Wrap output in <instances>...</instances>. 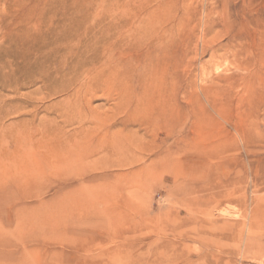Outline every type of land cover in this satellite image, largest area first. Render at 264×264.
Wrapping results in <instances>:
<instances>
[{
  "label": "rangeland",
  "instance_id": "1",
  "mask_svg": "<svg viewBox=\"0 0 264 264\" xmlns=\"http://www.w3.org/2000/svg\"><path fill=\"white\" fill-rule=\"evenodd\" d=\"M118 18L140 67L79 93ZM0 264H264V0H0Z\"/></svg>",
  "mask_w": 264,
  "mask_h": 264
},
{
  "label": "bare ground",
  "instance_id": "2",
  "mask_svg": "<svg viewBox=\"0 0 264 264\" xmlns=\"http://www.w3.org/2000/svg\"><path fill=\"white\" fill-rule=\"evenodd\" d=\"M124 20V19H123ZM118 21H119V24L117 27H115L113 25V22H112V19L111 21L109 20L107 26L105 27V29L101 30V31H94V32H91L87 35L86 37V40H88V42H92V47H95V50L92 51V48L90 49L91 52H89L88 54H79V55H76L72 61H71V65H72V71H74V78H78L79 79V76L84 72H85V78L82 79V82H81V79L80 81L78 82L81 83L78 87V90H79V93L80 91L82 92L81 89L85 88V90L89 89V88H92L93 85L95 86H98V83H95V82H98V78H100L102 75L105 76V80L110 79L112 80V78L116 77L117 76H120L122 75L123 70L129 68L130 71H132V69L130 68L133 64L136 65V69L140 67V63L142 62L140 59H139V56H138V39H141L143 37H148V34L145 36V33L144 30L145 28L142 26H130L126 29V30H121V28L126 25L127 23H130L126 20L122 21V18H118ZM144 30V31H143ZM148 31V30H147ZM150 32V31H149ZM150 35V34H149ZM151 37V36H150ZM151 39V38H150ZM149 41V40H148ZM100 47H102V51L100 49ZM151 60V59H150ZM141 61V62H140ZM153 62V61H151ZM90 66L88 68H86L87 65ZM150 64V63H149ZM152 64V63H151ZM150 64V65H151ZM149 65V66H150ZM210 65V64H209ZM221 65L222 64H211L210 66H206L204 69H203V72H202V78L206 79L207 77H209L215 70L221 68ZM144 68L142 69H149L150 72H152L153 70L148 68L147 67V64L143 65ZM145 66L147 68H145ZM154 66V65H153ZM85 67V68H84ZM86 69V70H85ZM138 72V71H137ZM136 72V73H137ZM144 72V71H142ZM127 74V73H126ZM66 75V74H65ZM69 75V74H68ZM137 75V74H136ZM146 75V74H145ZM152 76V75H151ZM164 76V75H163ZM71 77V76H70ZM69 77V78H70ZM135 76L133 75L132 73V78H134ZM155 77V76H154ZM163 78V77H162ZM201 78V79H202ZM63 79V77H62ZM65 80L68 79V78H64ZM63 79V80H64ZM108 80V84H109V81L111 80ZM151 79H154V78H151ZM151 79H148V80H151ZM97 80V81H96ZM101 80V79H99ZM114 80V79H113ZM146 80V81H148ZM155 80V79H154ZM166 80V79H165ZM164 80V81H165ZM76 81V80H74ZM117 81L120 82V80L117 79ZM152 81V80H151ZM65 82V81H64ZM152 82H150L151 84ZM165 83V82H163ZM161 83V84H163ZM72 84V83H71ZM129 84V83H128ZM127 84V85H128ZM154 84V83H153ZM130 85V84H129ZM141 85V84H140ZM155 85H157L155 83ZM154 85V86H155ZM159 85V84H158ZM165 85V84H164ZM163 85V86H164ZM160 87V86H159ZM166 87V85H165ZM165 87H162L165 88ZM74 88V87H73ZM72 89V88H71ZM76 89V88H75ZM78 90H76L75 92H73L72 95H74V103L77 105V106H80L79 105V101L76 100V98L78 99L79 97L78 96ZM70 91V90H69ZM74 91V90H72ZM88 92V90H87ZM119 92V91H118ZM169 92V91H168ZM70 93V92H69ZM138 93V92H137ZM163 93V92H162ZM123 94V93H122ZM168 94V93H167ZM70 95V94H69ZM81 95H83L81 93ZM161 95V94H160ZM163 95V94H162ZM137 96V95H135ZM82 97V96H81ZM168 97V96H167ZM82 99V98H81ZM135 99V98H134ZM137 99V97H136ZM167 99V98H166ZM122 100V98H121ZM139 99H137L138 101ZM155 101H157L155 99ZM134 102V101H132ZM168 102V101H167ZM165 103V101H164ZM167 104V103H166ZM165 104V105H166ZM165 107V106H164ZM149 108V107H148ZM130 109V108H129ZM136 110V108H135ZM129 111V110H128ZM127 113V112H126ZM125 113V114H126ZM165 114V112H164ZM80 116V119L85 116V114L82 112V110L80 111L79 113ZM132 117L134 118H137L135 117V111L132 112ZM122 117V116H121ZM79 119V120H80ZM172 120V119H171ZM132 121V119H131ZM170 121V120H169ZM169 134V133H168ZM118 135V133H117ZM155 135V134H154ZM181 140V139H180ZM152 144V143H151ZM154 145V144H153ZM159 146V145H158ZM162 146V145H160ZM140 147V146H139ZM153 149H155L154 147H152L150 149V151H152ZM154 151V150H153ZM152 151V154L155 155L156 157H158V161H155L154 158L152 159L154 161V163L156 164L157 163H160L161 158H163V160H167L169 159V155H170V151H169V148L167 147H164L163 150L160 148H158V151L155 150L154 152ZM162 152H164L163 154H161ZM160 155V156H159ZM155 157V158H156ZM139 160V159H138ZM157 160V159H156ZM160 160V161H159ZM168 162V165H169V161H166ZM165 162V163H166ZM164 163V164H165ZM171 163V162H170ZM154 164V166H156ZM167 164V163H166ZM147 165V163H146ZM172 165V164H171ZM161 166V165H160ZM159 166V167H160ZM161 167H164L161 166ZM154 168V167H153ZM168 168V166L166 167Z\"/></svg>",
  "mask_w": 264,
  "mask_h": 264
}]
</instances>
